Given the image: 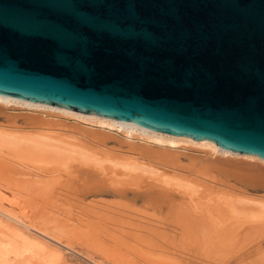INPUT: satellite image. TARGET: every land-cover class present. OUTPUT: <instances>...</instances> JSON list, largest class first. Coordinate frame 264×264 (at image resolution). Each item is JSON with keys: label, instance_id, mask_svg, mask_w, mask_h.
<instances>
[{"label": "water", "instance_id": "1", "mask_svg": "<svg viewBox=\"0 0 264 264\" xmlns=\"http://www.w3.org/2000/svg\"><path fill=\"white\" fill-rule=\"evenodd\" d=\"M0 94L264 158V0H0Z\"/></svg>", "mask_w": 264, "mask_h": 264}, {"label": "bare ground", "instance_id": "2", "mask_svg": "<svg viewBox=\"0 0 264 264\" xmlns=\"http://www.w3.org/2000/svg\"><path fill=\"white\" fill-rule=\"evenodd\" d=\"M0 104L11 106L6 114V123L0 124V136L12 138L17 135L30 140L37 138L40 141H52L79 155L80 161L64 167V176L61 177L63 189H67L65 191L74 198H86L89 194L111 195L122 202L120 203L122 210L129 209L130 205L133 206L140 201L146 212L143 211L145 218L150 216L159 226L164 228L172 226L180 231L183 229L189 235L203 232L202 234L207 236L203 240L206 244L208 241L218 244L216 240L222 238H218V235L231 224H225L224 228L222 226L219 228L218 225L221 222L214 220V215L211 217L212 211L214 212L212 206L215 204L218 207L219 199H226L229 203L227 205L231 208H235L234 202L255 203L260 208H264V195L258 196L245 192L246 189L229 182L232 178L246 186L264 188V170L253 174L247 171H232L231 173L229 169L224 170L221 166L218 168L207 161L209 156L219 153L227 156L228 159L246 163L245 167H248L247 165L255 167L260 163L264 164V158L257 155L223 149L209 139H194L186 135H177L123 122L115 117L79 111L51 103L0 94ZM17 106H21L24 113H21V110L16 108ZM19 116L22 117L23 125L17 123ZM111 142L118 146H110ZM194 151L197 152L196 155L192 153ZM181 155H185L186 160ZM214 171L223 174L224 178L216 177L218 174L214 175L212 173ZM218 183L230 185L239 191H233L222 184L219 186ZM178 194L184 195L186 199ZM177 195L179 199L175 202ZM1 197L2 193L0 199ZM7 202L4 199L0 202V214L5 217L7 222L5 225L9 226L11 225L9 222H20V219L6 207ZM138 214L140 215L141 212ZM207 217L211 219L208 226L204 221L208 219ZM253 219H255L254 215ZM0 220V233L7 234V231H10L8 234H13V229L11 233L8 227L1 225L2 218ZM235 222L237 223L238 220ZM258 222H251L253 227H249L246 236L242 232L240 234L245 236L244 246L256 247L259 250L264 245V223L262 222L263 226L259 224L258 226L256 224ZM239 226L241 228L242 225ZM244 227H242L243 231L246 228ZM11 228H14L19 235L22 234L16 225H12ZM233 231L234 229L229 230V234H232L230 239L236 236L237 231H234V234ZM6 241V237L0 235V249L3 245L8 255L14 254L12 259L19 258L18 262L21 263L28 258L32 259L31 252L27 254L30 257L26 256L21 261L19 257L21 254L16 253L15 250V253L9 254V250L12 251L9 249L11 247L8 249L6 247L11 243ZM40 261L34 260L31 263H43ZM258 262L264 264V252L260 254Z\"/></svg>", "mask_w": 264, "mask_h": 264}, {"label": "rangeland", "instance_id": "3", "mask_svg": "<svg viewBox=\"0 0 264 264\" xmlns=\"http://www.w3.org/2000/svg\"><path fill=\"white\" fill-rule=\"evenodd\" d=\"M10 108L0 104V124L6 123ZM16 108L24 113L21 106ZM17 118V123L23 125L22 117ZM109 145L118 146L112 142ZM182 157L186 160L185 155ZM79 161L78 154L56 142L30 140L17 135L12 138L0 136L1 199L9 202L5 203L6 207L20 219V222L12 221L6 226L5 217L0 214L1 225L15 233L8 234L10 231H7V234L0 235L11 243L6 249L11 247L9 249L21 254L20 261L30 252L33 255L32 259L21 263L19 258L12 259L14 254L10 253L15 251L9 250L8 255L2 245L0 264H33L31 261L34 260H41L43 263L40 264H260L259 256L264 252V245L259 250L244 246L248 229L253 227L251 222L264 223V208L257 204L234 202L235 208H231L226 199H219V209L213 204L211 217L215 216L214 220L221 222L219 228L231 224L217 234L218 238L222 237L216 240L218 244L211 241L206 244L203 240L207 236L203 232L189 235L183 229L159 226L150 216L152 220L145 218L140 201L122 210V202L111 195L89 194L86 198H74L63 189L61 177L64 176V167ZM261 195L264 193L258 194ZM209 219L204 220L207 226ZM259 222L256 224L263 226ZM238 224L242 225L241 228ZM12 225H16L23 235L16 233ZM229 227L237 231L232 239ZM242 227L247 230L243 231Z\"/></svg>", "mask_w": 264, "mask_h": 264}]
</instances>
